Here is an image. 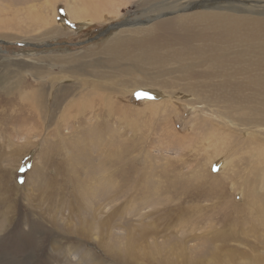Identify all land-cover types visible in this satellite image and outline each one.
Instances as JSON below:
<instances>
[{"label":"rangeland","instance_id":"374dc122","mask_svg":"<svg viewBox=\"0 0 264 264\" xmlns=\"http://www.w3.org/2000/svg\"><path fill=\"white\" fill-rule=\"evenodd\" d=\"M87 1L89 0H0V85L5 86L4 89H0V264H93L90 257L92 255L97 256L93 257L98 261L96 264H126L125 261L121 263L115 257L124 248L123 242L115 244L116 242L111 239L99 238L94 242L92 239L81 241L79 237V239L77 238V236H81L77 231L80 233L82 228H85V231L87 229L96 230L98 233L101 221L107 226H114L115 222L119 220V216H116L112 221H109L103 214V211L106 212L111 207L112 200L109 198L110 190H108L109 193L97 194L98 180L94 177L93 172L87 168L88 162L93 166L97 165L95 158H89L86 153L85 155L81 154V156L78 154V157L73 160H76L82 169L78 167L75 171L72 170V185L65 181L66 173L70 172L66 163L71 157V153H67L69 148L76 149V143L81 141L82 143L78 144L79 147L81 146L82 149L85 146V150H87L86 145L90 144V140L101 143L100 146L97 145L96 151L102 155L103 161H109L110 157L112 161H115L121 159V156H126L124 158L128 161L131 169L136 170V172L131 171V174L137 178L125 179L122 188L118 190L120 194H134L135 196L143 193L144 184L142 183L141 186L139 184L141 181L138 179L139 172H142L146 165L148 168L150 166L155 168H152L153 180L158 184L162 181L160 177V170L162 169L180 172L185 180H190L185 188H180L174 192L182 198L176 199L173 201V206L168 207L189 205L190 209L195 212L186 215V219L182 221H169L157 215L159 218L156 219L157 225H154V228L160 234L177 238L181 237L183 233L187 236L195 228L193 234H206L208 240L209 237H212L211 242L224 255H228V251L232 250L231 252L235 254L236 264H258L255 261L260 258L257 254L264 253V220L260 217V221L249 218V211L236 212L223 209L226 202L238 205L239 208L246 204L244 187L237 186L235 180L238 176L245 180L249 173L247 157L240 159L242 157L237 156L240 150H238L239 147H236V152L233 153L236 160L233 162H236L237 167L234 172L231 170L229 172L220 171L221 165L217 163L209 171L205 168L207 167L205 166L206 162L210 163L215 160V156L212 154V149L208 148L207 141L209 142L208 139L211 136L208 135V131H213V129L215 131L220 127L207 124L203 130L205 132L197 138L186 125L194 118L192 117L194 116L193 111H197L204 105V102L198 100L200 104H196V106L188 102L180 105L177 101L185 99L183 98L185 97L184 94H176L172 101L167 95L161 93L159 94L160 98H157L154 93L150 92L151 90L144 87L136 89L131 94V90L137 86H131L133 80L125 72H119L125 68L113 66L110 57L102 51L103 45L116 36V33H112L117 28L129 21L135 12H142L141 8L143 7H139L137 4L145 0H136L132 5L123 6L120 15L112 14L113 9L109 6L111 10L108 12L110 14L106 13L104 19L92 17L95 18L92 23L77 21L72 12L74 9H80L77 7ZM90 4L92 7L98 5V3L92 2ZM40 15L49 18V25L45 29H39L36 26L35 19L37 20ZM168 15V12L166 15L162 13L156 16V19L171 20L172 18ZM90 16L92 15L85 17ZM155 23L154 21L153 24ZM260 30L264 38V25L261 26ZM44 33L47 35L44 36ZM203 43L209 46V49L203 50V54L208 60H203L213 64L217 58L221 62L229 63L226 67L228 70L231 68V70H238L244 64V62L238 64L235 59H248V68L252 64L253 57L257 59L254 54L248 53L247 50H244L243 53V49H241L243 47L235 41L223 38L213 43L210 40H203L199 44L202 46ZM222 53L226 55L223 56ZM155 67L142 65L136 70L143 74L153 73ZM169 68L167 67V70L159 69V72L162 74L160 75L163 77L162 79H166L164 81L167 82V88L163 91L174 94L177 89H175L173 82L177 75L168 73ZM37 70L46 78L45 83L37 77ZM213 70L216 71V66ZM237 72L241 73V71ZM49 73L53 76L50 77ZM23 81L24 83H22ZM85 81H94L103 86L104 89L106 88V95L109 96L107 101L110 102L114 112L112 118L106 119V123H103L104 113L99 114L100 120L93 114H87L85 117L77 116L74 113L77 114L78 111L74 110L71 114L66 115V119H61V122L57 121L50 128L44 126L42 130H34V127L41 126V122L43 123L37 116L38 110L34 108L36 99L33 96L30 103L26 100L21 101L19 94L16 93L17 88H24L27 85L30 88L34 86L37 92L46 88V93L52 95L51 97L42 95L40 105L46 114L50 111L52 114L56 107L64 108L66 107L65 104L70 102V99L65 101L64 96L65 98L78 96L82 89L79 88V84ZM238 82L239 80L236 79L235 84ZM107 85L109 86L107 87ZM115 85L118 88L121 87L119 90L122 89L126 92L124 94L115 93ZM50 90L52 91L50 92ZM214 93L217 94V91ZM118 94H121V97L117 96ZM81 96L91 97L90 101L94 97L91 94H82ZM165 101H172V103H166V106L161 105L156 108L148 105L152 102ZM94 103L98 106L95 108L96 111H99L101 109L100 100H96ZM30 105L33 106L31 111L28 108ZM176 105L177 107H175ZM149 107L152 110L156 109V111L153 112ZM157 108H159L158 111ZM54 115L55 113L52 114V116ZM69 115L73 117H69ZM165 118H168V124H166ZM59 119L60 116L57 117V120ZM78 120H82V125L85 123L81 128H78ZM100 122L102 128L100 127L101 130L99 131L96 125H99ZM105 126L108 129H105ZM86 127H93L90 129V134L83 133V130L87 129ZM170 128L181 133V136L187 137L186 154L171 149L169 140L167 143L166 138L170 136L166 137L167 135L163 131H170ZM228 128L229 125L226 129ZM58 130L61 131V136L64 139L62 142L57 137ZM31 131L33 132L31 133ZM108 131L110 132L107 134ZM111 131L114 134L112 138L116 142V153L117 148H119V156L103 143L105 138H111ZM228 133L234 140L240 139L238 137L242 135V132L235 129H229ZM104 135L105 137L101 139V136ZM217 138L220 139L218 136ZM208 155L212 158L211 160H208ZM231 159L230 156L226 160ZM204 169H207L206 175L209 176L210 181L220 184L217 190L214 191L205 181L206 179L202 175ZM75 172L77 173L75 174ZM107 176L109 179V175ZM202 177L203 179H201ZM110 178L112 179V177ZM86 179L85 188L89 189L88 195L81 194L85 196V207L79 211V218L76 216L74 220L69 219L73 215L68 208L70 205L82 201L79 191L83 185L81 183H84ZM72 180H76L75 183ZM35 183H37L38 188L35 187ZM52 184L58 187L56 192L52 191L54 190ZM117 186H119V180H117ZM59 188H63L62 197L67 193L64 198L60 199L59 196H56ZM258 189V194L264 195V187L260 186ZM206 194L208 195L200 199L195 197ZM89 195L93 201L89 200ZM185 195L193 196L194 202L185 201ZM98 201L101 205V211L100 215L97 216L95 215L97 212H94V204ZM58 209L61 210L62 214H56ZM91 211L92 213H89ZM68 223L70 228H74H67ZM79 224L80 228H78ZM232 227L237 233L235 238L228 234L229 231L232 232ZM223 231H226V238L212 234V232L224 234ZM73 232L75 233L73 234ZM119 233L124 232L119 231ZM207 239L190 242L188 248L196 251L199 247H205ZM108 250H113L116 253L112 255ZM171 260L175 264H188L183 263L182 259L171 258ZM204 260L201 259L199 260L200 263L194 262V264H210L208 260L203 262ZM223 260V264H231L233 261H227V257H223ZM150 261L151 259L146 258L144 261L131 262V264H154Z\"/></svg>","mask_w":264,"mask_h":264},{"label":"bare ground","instance_id":"6f19581e","mask_svg":"<svg viewBox=\"0 0 264 264\" xmlns=\"http://www.w3.org/2000/svg\"><path fill=\"white\" fill-rule=\"evenodd\" d=\"M91 2L98 3V5L96 7H92V5L90 4ZM135 2L136 0H89L81 4L80 7H77L80 9L73 8L74 10L72 13L77 21L92 23L95 19L92 17H99L98 19H104V17H106L107 15L106 13L110 14V12H108L109 10H111L109 9V6H111V8L113 9V11H111V13L113 12L112 14L120 15V12L122 10L121 8L123 6L132 5ZM137 5L139 7H143L141 8L142 12H135L129 20L133 22L127 21L123 26L117 28L116 31L112 33H116V36L103 45L102 51L104 52V54L110 57V62L113 66L125 68L124 70H121L119 72H125V74L133 80L131 86H137L131 90V94H133L136 89L144 87L151 90L150 92L154 93L157 98H160L159 94L161 93L162 95H167V97L172 101L174 100L173 97H176V94H184L185 97L183 98L185 99L177 101L180 105L184 102H188L196 106V104H200L198 100H202L204 102V105L201 106L197 111H193L194 116L192 117L194 118L190 122H187L186 125L197 138L205 132L203 130L207 126V124L220 127V129L218 130L214 131L213 129V131H208V135H211L208 139L209 142L207 141L208 148L212 149V154L215 156V160H212L210 163H207V161L205 165L207 167L205 168L211 171L212 167H215L214 164L217 163L221 165L220 171L226 170L227 172H229L231 170L234 172L237 167L235 165L236 162H233L234 160H236L234 159L233 155V153L236 152V147H239L238 150H240V152L237 153V156H241L242 158L240 159H244V157H247L246 161L249 171V173L247 174L248 177L246 176L247 179L245 178L244 180L243 177L238 176V178L235 180V182H237V186H239L240 188L244 187L243 192L246 197V204L244 206L245 208L243 206L242 208H239L238 205L226 202L223 209H225V211L228 209L236 212L249 211V218L260 221V217L264 220V195L258 194V188L260 186L264 187V38L260 30L261 26L264 25V0H145L141 1ZM167 12L169 13L168 17L172 18L171 20H163V18L158 20L156 19V16L162 13H165L166 15ZM87 15L92 16L85 17ZM154 21L156 22L155 24H153ZM35 23L39 29H45L49 25V18L48 16L46 17L40 15L37 20L35 19ZM170 31H173V33H170ZM123 33L129 34L124 35ZM43 35L46 36L47 33H44ZM223 38L237 42L239 46L243 47L241 48L243 49V53L245 52L244 50H247L248 53L254 54L256 56L257 59L253 57L250 68H248V59H235L238 64L244 62V64L238 70H231L232 68L228 70V68L226 67L227 65H229V63L221 62L217 58H215L213 64H210L206 61L208 60V58L203 54V50L209 49V46L207 44L205 45L204 43L201 46V44L199 43H201V41L203 40H210L213 43L218 39L220 40ZM222 55L225 56L226 54L222 53ZM224 61L226 62L225 59ZM142 65L156 67L154 68L153 73L143 74L136 70L139 69ZM215 66L216 71L213 70ZM167 67H170L168 69V73L177 75L174 78L175 81L173 82L175 85V89H177V92L174 94L163 91L166 90L165 88H167V82L164 81L166 79L163 80V77L160 76L162 74H160L159 69L167 70ZM229 71L232 72L230 73ZM237 71H241V73ZM218 74H221L223 76H220ZM36 75L44 81L43 83L46 82V78L42 76L39 70H37ZM48 75L50 77L53 76L50 73ZM64 76L67 77L66 75ZM210 76L211 78H208ZM236 79L239 80L238 84H235ZM22 83H24V81ZM80 83L81 84H79V88L83 89H81V93L78 96H74L72 98H70L69 96L68 98H65L64 96V100L68 101L70 99V102H68L67 105L65 104L66 107L64 108L54 107L55 109L52 111V114L55 113L54 116H52L51 111L46 114L44 110H42V105H40L42 102V95H47V97H51L52 95H48L46 93V88L41 89V91L39 92H37L34 86L30 88L27 85L24 88L21 87L23 89L17 88L16 93L19 94L21 101L26 100L30 103V100H32L33 96L36 99L34 108L38 110L37 116L41 121H43V123L41 122V126L34 127V130H42L44 126L50 128L57 121L61 122V119H66V115L68 113L71 114L74 110L78 111L77 114L74 113L75 115H81L82 117H85V115L87 114H93V116L99 118V114L104 113L103 123H106V119L112 118L114 112L111 108L110 102L107 101V98L109 96L106 95V88L104 89L103 86L94 81H85ZM58 85L60 86V84ZM108 86L109 85H107V87ZM114 87L116 88L115 93L120 92L121 94H124L126 92L122 89L119 90L121 88L120 86L119 88L117 87V85H115ZM4 88V85H0V89ZM51 91L52 90H50V92ZM214 91H217V94H215ZM82 94H91L94 97L92 98V101H90L91 97L87 98V96H81ZM121 94H118L117 96H120ZM4 95L6 96V94ZM96 100H100L101 103V107L99 106L101 109L99 111H96L95 109L98 107L94 103ZM172 101L159 103L152 102L148 105L156 108L161 105H165L166 103H172ZM12 102L14 101L12 100ZM32 107L33 106L31 105L30 107H28L30 111ZM175 107H177V105ZM67 109L71 110L68 111ZM158 109L159 108H157V111ZM152 111L154 112L156 111V109ZM175 111H177V109H175ZM156 113L158 114V112ZM58 116H60L59 120H57ZM69 117L73 116L69 115ZM167 119L168 118L164 119L166 121V124L169 123ZM81 121L82 120H78L77 122L78 128H81L85 124L84 123L82 125ZM228 125L229 128L226 129ZM96 127H98L100 131L102 128L101 122L99 125H96ZM91 128L83 130V133L90 134ZM105 129L108 128L105 126ZM229 129L240 131L242 132L243 136L241 135L240 137H238L240 139L234 140L233 137H230V133H228ZM33 131H31V133ZM109 132L110 131H108L107 134ZM163 132L167 135L166 137L170 136L169 138H166V141L167 143L168 140L169 143L171 142V144L169 145L171 146V149L176 150L181 154L187 153V137L181 136V133H178L172 128H170V131ZM58 133L57 137L62 142L64 139L61 136V131L58 130ZM111 134V138H105L103 143L109 150L113 151L116 155L119 156V148H117L116 153V142L112 138L114 137L113 131H111ZM217 136L220 139H218ZM103 137H105V135L101 136V139ZM203 140L205 141V139ZM80 142L81 141H78L76 143V149L70 147L69 151L67 152L71 153L69 162H66L68 164L70 172L66 173V175L64 174L65 181H67L68 184L72 185V170L75 171L76 169H78V167L81 168L76 160H73L78 157V154L81 156V154L85 155L86 153L89 158H95L97 161V165L93 166L88 162L87 168L93 172L94 177L98 180L96 188L97 194L101 195L104 193H109L108 190H110L109 198L112 200L111 207L108 209V211H103V214L106 218L109 219V221H112L116 216H119V220L115 222L114 226H107L103 223V221H101L98 233L96 230L92 229H87V231H85V228L80 229L79 233L77 229V233L81 235L77 236V238L79 237L81 241H85V239L87 241L89 239H92L94 240V242L96 240H99V238H103V240L111 239L116 242L115 244L123 242L124 248H122L121 252L115 257H117L118 260L121 261V263L125 261L126 264H131V262L144 261L146 258L151 259L150 262H153L154 264H175L171 260V258L182 259L183 263L188 264H194V262L200 263L199 260L201 259H205L203 262L208 260V263L210 264H223V257H227V261L233 260L231 264H236L234 256L235 254L231 252L232 250L228 251V255H224L222 252H220L216 245L211 242L212 237H209L208 240L206 234H193L192 232L195 230V228H193L191 233H189L187 236L185 235V233H183L181 237L177 238L166 237L160 234L154 228V225H157L156 219L159 218L157 215H160L169 221H182L186 219V215H190L195 212L190 209L189 205L176 206L173 208L168 207L173 206V201H175L176 199L182 198L174 192H176L180 188H185L190 181L187 179L185 180L180 172H170L169 169L160 170V177L162 178V181L160 180L161 183L158 184L153 180L152 168H155L153 166H150L148 168V165H146V168H144L142 172H139L138 179L139 181H141L139 183L141 184V186L142 183L144 184L143 193L136 194L135 196L134 194H120L118 193V190L122 188V183L125 179L132 180V178H137L132 176L131 171L136 172V170L131 169L128 161L124 158L126 156H121V159L119 158L115 161H112L111 157L109 158V161H103L101 159L102 155L98 151H96L97 145L100 146L101 143L90 140V144L88 143L86 145L87 150H85V146H83L84 148L82 147V149L81 146L79 147L78 144H80ZM230 156L232 157V159L226 160ZM207 158L208 160L212 159L210 156ZM206 170H203L202 175L206 179L205 181H207V184L215 191L219 188L220 184L215 183L214 181H210L209 176L206 175ZM76 173L77 172H75V174ZM107 175H109V179ZM210 176L214 177L212 175ZM110 177H112V179ZM203 177L201 179H203ZM163 178L166 179L164 180ZM87 179L84 183H81L83 185L80 189L81 191H79L80 195L82 193H84L86 196L88 195L87 192L89 189L87 190L85 188ZM117 180H119V186H117ZM191 180L194 179L191 178ZM72 181H74L73 183H75L76 180ZM36 186L38 188L37 183H35V187ZM52 187L54 188V190L52 191L56 192L58 190V187L56 185L53 186L52 184ZM62 190L63 188H59V192L56 195L57 197L59 196L60 199L64 198L67 195V193H65L62 197ZM207 195L208 194L195 197L200 199ZM192 197L193 196L185 195L184 200L193 203L195 198L192 199ZM72 198H74V196H72ZM80 198H82V201L80 203L72 204L69 206L68 210L73 215L69 219L74 220L76 216L77 218H79V211L83 210L82 208L85 207V196L81 195ZM89 200H92L90 195ZM52 201L54 203V200ZM94 206V212H97L95 215H100L101 205L99 201L96 202ZM147 209L149 210L146 211ZM60 213L62 214L61 210L58 209V211H56V214ZM89 213H92V211ZM150 219L152 221H149ZM66 227L70 228L69 223L66 225ZM78 228H80V224ZM119 231H122L124 233H119ZM75 232H73V234ZM225 232L226 231H223L224 234H216L215 232H212V234L214 233L213 235H220L221 237L226 238L227 235H225ZM228 234L230 235V237H236L237 235L234 228L232 232L229 231ZM230 237L228 236V238ZM206 239L207 241L204 245L205 247H199L196 251L188 248L190 242L204 241ZM108 251L112 255L116 253L113 250ZM257 256L260 258H257L255 261H257L258 264H264V253L257 254ZM90 257L93 264H96L98 262L93 258L97 256L92 255ZM97 260L100 259L97 258Z\"/></svg>","mask_w":264,"mask_h":264}]
</instances>
